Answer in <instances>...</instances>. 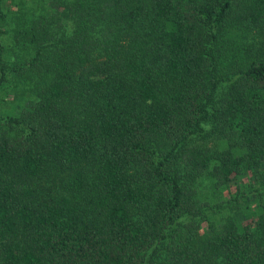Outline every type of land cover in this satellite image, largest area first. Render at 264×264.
<instances>
[{
  "label": "trees",
  "instance_id": "trees-1",
  "mask_svg": "<svg viewBox=\"0 0 264 264\" xmlns=\"http://www.w3.org/2000/svg\"><path fill=\"white\" fill-rule=\"evenodd\" d=\"M6 1L0 264H264V0Z\"/></svg>",
  "mask_w": 264,
  "mask_h": 264
},
{
  "label": "rangeland",
  "instance_id": "rangeland-1",
  "mask_svg": "<svg viewBox=\"0 0 264 264\" xmlns=\"http://www.w3.org/2000/svg\"><path fill=\"white\" fill-rule=\"evenodd\" d=\"M14 2V1H13ZM6 4H9L6 0H2L0 2L1 5V9L4 11V13L6 14L7 17L11 16V12H9V10L14 9V8H9L7 9L5 6ZM3 5V6H2ZM3 25V24H2ZM4 27L7 28V26L4 25ZM242 31V33L244 34V38L245 42L247 43L245 46L246 52L249 55V48L251 50V54L252 56H257V57H263L264 56V28H241L238 31ZM5 37V35L2 33V30L0 29V41ZM6 44V43H4ZM205 130L202 134L199 135H191L189 136L188 139V143L192 144V145H199L202 147H207L210 148L212 147L213 143L215 142V135L216 132L214 131L216 129V126L214 123L212 122H208L205 125ZM262 168L264 169V163L262 165ZM239 180H241L240 182H234L232 183V185H229V190L230 192L233 191L234 188H238L239 191L238 193L241 192H247L249 193V195L255 196V198H251L250 199V208H253L256 206L255 203V199H258V195H257V191H256V187H257V183L254 182V180H250V177H248L247 174L245 175H241V177L239 178ZM224 190L221 191V194L223 193ZM228 192L224 191V194ZM220 194V195H221ZM226 195V194H225ZM219 197V196H217ZM217 198H212L210 200V203H214L215 200ZM259 206H263V204H259ZM224 211H221L219 215H215V222L214 224L217 225L219 222L221 223V217H224V215H221V213H223ZM209 219V216H208ZM207 222H210V220H208ZM206 222V223H207ZM205 223H202V225H204Z\"/></svg>",
  "mask_w": 264,
  "mask_h": 264
}]
</instances>
